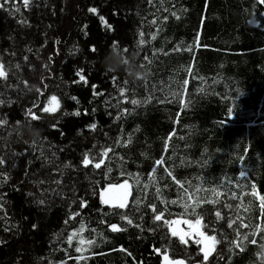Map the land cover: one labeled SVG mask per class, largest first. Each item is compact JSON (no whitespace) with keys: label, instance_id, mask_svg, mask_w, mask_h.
<instances>
[{"label":"trees","instance_id":"obj_1","mask_svg":"<svg viewBox=\"0 0 264 264\" xmlns=\"http://www.w3.org/2000/svg\"><path fill=\"white\" fill-rule=\"evenodd\" d=\"M17 6L20 12L14 16L0 9V62L8 70L7 82L15 86L6 88L0 81V98L12 101L0 106V118L6 115L8 120L0 126V157L15 164L4 169L10 178L0 187L7 193L5 212H0V241H7L0 244V264H59L61 260L64 264H132L133 260L160 264L165 248L170 259H183L186 264H264V231L255 230L257 224L264 227V217L256 218L260 216L259 201L251 194L255 183L257 195L264 197V4L256 0H152L151 4L148 0H33L30 10H25L18 0ZM90 6L97 8L96 15L87 12ZM113 10H118L115 16ZM101 15L112 31L101 23ZM20 18L28 23L17 24ZM90 46L95 51H89ZM49 55L52 63L44 67ZM78 69H83L87 85L72 83L78 80L74 75ZM24 80L31 91L18 83ZM93 84L102 96L92 95ZM35 87L44 92L38 100ZM119 87L126 88V101L117 91ZM53 94L61 101L57 113L49 115L34 108L41 119L25 117V109L33 101L42 107ZM132 98L141 103L132 105ZM181 98L184 106L179 103ZM228 107L233 108L231 117ZM121 108L128 112L116 118ZM74 109L80 110L79 117L62 115ZM57 119L64 125V137L49 126ZM90 122L97 124L96 130L84 128ZM77 129L80 136H76ZM34 141L35 151L31 147ZM102 146L110 150L100 157ZM88 150L97 156L95 162L102 158L104 163L100 168L90 163L76 171L62 169L64 199L52 194L50 207L42 211L31 202L33 197L24 196L31 191L39 197L38 188L57 187L50 183L56 167L66 159L79 164ZM41 151L54 161L43 168L41 159H35ZM52 152H56L55 158ZM240 155L245 157L243 161L238 159ZM157 159H161L160 165L155 164ZM24 168L29 169L26 174ZM241 171L247 178L240 177ZM56 177L60 178L58 173ZM39 179L46 183L37 185ZM125 182L128 197L124 209L100 204L105 186ZM13 185L20 191H14ZM71 188L77 197L87 200L84 209L78 207V200L72 202ZM197 199L213 201L196 208L200 230L219 241L208 262L202 261L197 245L190 241L181 245L167 225L153 221L148 208L154 203L158 211L166 209L164 218L195 220L191 209ZM173 200L175 204L170 203ZM70 211L80 215L65 225ZM118 213L127 214L133 224L120 220ZM237 216L249 227L239 228ZM229 219L234 221L232 228ZM30 221L39 223V231L30 228ZM81 222L84 229L73 235L70 246L68 236ZM111 223L124 230L112 232ZM237 231L242 234L243 250L229 252V242L236 239ZM93 236V245L79 244ZM77 246L88 249L83 253L86 261L75 259L81 255L75 251ZM121 247L131 256L112 251ZM154 247L161 249L160 255L152 252ZM99 252L104 255H90Z\"/></svg>","mask_w":264,"mask_h":264},{"label":"snow or ice","instance_id":"obj_2","mask_svg":"<svg viewBox=\"0 0 264 264\" xmlns=\"http://www.w3.org/2000/svg\"><path fill=\"white\" fill-rule=\"evenodd\" d=\"M19 3H22V5H23L25 10H30V6L33 3V0H19ZM148 3L151 4L152 0H148ZM256 3L257 4H264V0H256ZM17 4H18V0H2V3H0V9H2L4 12L8 13L9 16H14L16 13L20 12V7H18ZM97 11H98L97 8L94 7V6H90V7L87 8V12L91 13L93 15H96ZM117 11L118 10H113L112 15L115 16L117 14ZM165 11H167V9H165ZM184 11H187V9H184ZM172 15L175 16L176 15L175 12H173ZM99 19H100L101 23L104 26H106L109 31L113 30L112 25L107 24V22L105 21L104 16H102V15L99 16ZM164 19L167 20V17L165 16ZM16 23L20 24V25H26L28 23V21L26 19L20 18V19L16 20ZM152 23H155V18L153 19ZM84 27L86 28L87 26L85 25ZM81 31H83V28L81 29ZM84 35L86 36L87 33L85 32ZM140 35L143 36L144 34L140 33ZM9 39H11V37H9ZM55 43L58 44L59 41H56ZM113 43L115 44L116 42L113 41ZM140 43H144V41L141 40ZM28 50L31 51V49H28ZM185 50H187V49H185ZM3 51H6V50H3ZM89 51H95V47L94 46H90L89 47ZM125 51H127V50L125 49ZM176 51H180V49L177 48ZM10 55L14 56L15 53H10ZM23 59L27 60L28 57L24 56ZM144 59L148 60L149 58L147 56H145ZM51 63H52V56L49 55L48 64L44 65V67H49L51 65ZM125 63H127V61H125ZM14 67H15V69L17 71H19V69H20V65L19 64H16ZM140 67H144V65H140ZM189 71H191L190 67H189ZM7 72H8V70L5 68L4 63L0 62V81H4V84H5L6 88H14L15 87L14 85H12V84L7 82ZM82 72H83V69L76 70L74 75L76 77H78V80H73L72 83L83 82L85 85L88 84L86 76L82 75L81 74ZM48 78L49 79L52 78L51 72H49V77ZM193 78H196V77H193ZM200 79L203 80V77H200ZM113 80H115V77H113ZM18 83H23L24 88L28 89L29 91L32 90V88L29 87L28 82L26 80L18 81ZM124 83L126 85L127 81H125ZM187 83H188V80L185 79L183 81V84L187 85ZM41 84H43L44 88H47V85L44 84L43 79H41ZM91 88L93 89V91H92V95L93 96H102L103 95L102 92L95 91V89L97 88V86L95 84L91 85ZM34 90L38 94L37 100L39 99V96L44 95V92L41 90L40 87H35ZM117 91L119 92L121 97H124L125 101L128 99L127 97L124 96L125 91H126L125 87H119L117 89ZM0 95H2V94H0ZM70 99L73 100V101H76L77 104L79 103V100H78V98L76 96H71ZM120 102L122 103L124 101H120ZM144 102L146 103L147 100H145ZM6 103L8 105H10L12 103V101L11 100H7L6 101L5 99L0 98V106L5 105ZM105 103H107V101H105ZM130 103L132 105H137V104L141 103V101H138L136 98H132L130 100ZM179 103L182 106H184L185 102H184L183 98L180 99ZM189 103H191V101H189ZM109 106L111 107V105H109ZM34 108H38V110L41 113H47L49 115H52V114L57 113V111L59 109H61V101L58 99L57 95H54V94L47 96V102L43 103L42 107H40L37 102L33 101L32 104H31V107H28V108L25 109V117H30L31 120L37 121V120H40L41 117L38 116L35 112H33ZM92 112L95 113L96 112V108H92ZM124 112H128V109H124V108L119 109L117 111V113H116V118H119L121 113H124ZM227 112H228L229 117H231V115L233 114V108L228 107ZM83 114L84 115H88L87 112H84ZM62 115L70 116V117H79L81 115V112H80L79 109H74L71 112H63ZM109 115H111V113H109ZM177 115H179V113H177ZM16 123L19 124L20 122L17 121ZM67 123H69V121H65V124H67ZM220 123L223 124V121H220ZM7 124H8V120H7L6 115H5V118H0V126H5ZM49 126L52 129L58 131L61 137H64L66 135L65 131L62 130L64 125H61V123H60V121L58 119L55 120V122L50 123ZM84 128H86L89 131H94L97 128V124L95 122H90V123H87L86 125H84ZM80 135H81V130L77 129L76 130V136H80ZM171 136H172V133H169V137H171ZM181 139H183V137H181ZM116 143L117 144L120 143L119 137H117ZM125 143H128V141H125ZM31 147H33V150L35 151V141L33 142V145H31ZM53 147H55V146H53ZM95 147H96V145H93V148H95ZM164 148H165V150H167V148H168V139L164 140ZM59 150L61 152H64L65 148L61 147ZM109 150H110L109 148H104L102 146L101 147V152H100V157H103L104 155H106ZM243 151L245 153H247L248 148L245 147L243 149ZM15 155H18V153H13V156H15ZM52 157L53 158L56 157V152H52ZM244 158L245 157L243 155L238 156V159L240 161H243ZM35 159H41V161H42L41 162V168H43L45 164L54 162L53 160H50L49 157L47 155H45V153L43 151H41L40 155L35 157ZM95 161H97V156L94 155V154H91V150L85 151L83 153V157L79 161V164L73 165L66 159L63 162L62 166L58 165L56 167V169L54 170V172L52 174V178L50 180V183L52 185L57 186V187H51V188H47L46 187V188H43L42 190L38 188L37 190L40 192V196L39 197H35L34 194L31 191L25 192L24 196L25 197H33L32 201H31L32 203H34L35 205L39 206L42 211L43 210H47V208L50 207V205L48 203V200L52 196V194H56L61 199H64L62 178L65 176V172L63 170H67V169L71 168L72 171H76L79 167H81V166L87 167L90 163H92L94 168H100L101 164L104 163V160L102 158L99 159V162H95ZM161 163H162L161 159H157L155 161V164H157V165H160ZM204 163L207 164V160H205ZM7 167H15V164L10 162L8 159H6L4 157H0V177H2V181H0V187H2L3 184L6 183L9 180V178H10L8 173H7V171L4 170ZM22 171L26 174L29 171V169L24 168V169H22ZM165 171L167 172L168 169L165 168ZM56 173L59 174L60 178L56 177ZM240 177L247 178L246 174L243 171L240 172ZM70 178L71 177H69V179ZM21 183H23V181H21ZM45 183H46V181L44 179H39V180L36 181L37 185H44ZM177 183H179V182L177 181ZM12 187H13L14 191H20V188L14 186V185ZM127 187H128L127 182H125L124 184L118 185V186H105L103 191L100 192V204L101 205H105L106 204V205L109 206V208L124 209L126 204H127V197H128ZM237 187H241V186L239 184H237ZM57 188H60V191H57ZM116 188L123 189V191H115ZM211 190L213 192L216 191L215 188H213ZM70 191L72 193V202L75 203L78 200V207L80 209H84L88 205L87 200L85 198H83V197H77L76 196V192H75V188H71ZM157 192H159L158 188H157ZM46 194H47V196H46ZM251 194L253 196H256V198L259 201L260 216L256 217L259 220L261 217H264V197H259L257 195L255 183L251 184ZM233 195H235V194H233ZM240 195H243V192H241ZM6 196H7L6 191H0V212H5V202L4 201H5ZM157 198H159V197H157ZM189 199H191V197ZM134 203H135V201H134ZM161 203L163 204L164 201L161 200ZM170 203L175 204L176 201L173 200V201H170ZM201 203H209V204H211V203H213V201L211 199H208L206 201L203 200V199H197L196 204L191 209V215H195L196 216L195 220L184 219V220L181 221V220H176V219L164 218V211H166V209L164 211H158L157 207H156V205L154 203H150L148 205V208H150L151 211H152V217H151L152 220L155 221V222L162 221L164 225H167L168 228H169L170 235L172 237L178 238L179 243L181 245H185L186 246L188 244V241L192 238L193 234H195L198 237V239L196 241H194V242L199 244V245H202V247L200 248V252L202 253V261L203 262H208L209 261V256H210V254L213 251L214 245L216 243H219V241L216 239L215 235H205V233L200 230L201 216L196 213V208L199 207V205ZM183 206L186 209L188 207L187 204H184ZM71 207H72V204L69 203L68 204V208H71ZM225 207H227V205H225ZM237 207H240V205H237ZM137 211H139V208H137ZM118 214L120 216V220L126 221L128 225H132L133 224V220L130 219L127 214H125V213H118ZM214 214L216 215L217 219L220 218V212L219 211H216ZM79 215H80V212H78V211H70L69 213H67V219H65L63 221V223L65 225H67L69 223V221L74 220V218L78 217ZM140 218L143 219V216H141ZM25 219H28V218L25 217ZM237 219L240 220L239 228L249 227V225L244 223L243 218L237 216ZM29 223H30V228L33 231H39L40 225H39L38 222L30 221ZM100 223L103 224L104 220L101 219ZM180 223L186 224L188 229H189V231H180L178 228L172 227V225H178ZM233 223H234V221L232 219H229L228 227L232 228ZM108 227H109V229L112 232H117V231H123L124 230L122 227H118L117 224H115V223L109 224ZM135 227L140 228L141 225L136 224ZM12 228L15 229L16 225L13 224ZM83 229H84V224H83V222H81L80 228L76 229V230H73V232L71 234H69L68 242H69L70 246H71V241H72L73 235H75L78 231H83ZM9 230H10L9 228H5L4 229V231H6V232L9 231ZM255 230L256 231H264V227H262L261 224H257V225H255ZM92 231L95 232V229H92ZM148 231L152 232V231H154V229L153 228H148ZM252 234L254 235V232ZM241 235L242 234L239 231H237L236 239H233L232 241L229 242L230 245H231L229 247V252H231L233 250V248H238L241 251L243 250V248H242L243 239H241ZM243 236H244V239H246L248 234L245 233V234H243ZM94 240H95V236H93L91 239H88L87 241L81 239L79 241V244L82 245V244L87 243V245H93ZM252 242L255 243V240H253ZM6 243H7L6 240L0 241V244H6ZM262 247H264V246H262ZM117 250L122 252V253H126L128 256H131V253L128 252L123 247H121L119 249H115V248L112 249V251H117ZM75 251L77 253L81 254V255L75 257V259L78 262L81 261V260L86 261L88 259L87 256L83 255L84 252L88 251L87 248H81L80 246H77L75 248ZM152 252L156 253L157 255H160L161 254V249L154 247L152 249ZM66 255H67V253H66ZM90 255H104V253L103 252L90 253ZM48 264H52V262L49 261ZM59 264H64V261L61 260L59 262ZM132 264H137V262L135 260H133ZM162 264H185V261L183 259H170L169 255H168V249L165 248L164 249V253H163ZM197 264H202V262L198 261ZM209 264H210V262H209Z\"/></svg>","mask_w":264,"mask_h":264},{"label":"rangeland","instance_id":"obj_3","mask_svg":"<svg viewBox=\"0 0 264 264\" xmlns=\"http://www.w3.org/2000/svg\"><path fill=\"white\" fill-rule=\"evenodd\" d=\"M107 195V194H106ZM106 205V204H105ZM182 221V220H181ZM172 227H176V228H178L180 231H189V229H188V227H187V225L186 224H184V223H180V224H178V225H172ZM187 239V238H186ZM198 239V237L195 235V234H193V236H192V238L189 240L191 243H194L195 245H197L198 246V248H199V250H200V248L202 247V245H199V244H197V243H195L194 241H196ZM214 249V248H213ZM201 253V252H200ZM201 255H202V253H201Z\"/></svg>","mask_w":264,"mask_h":264},{"label":"water","instance_id":"obj_4","mask_svg":"<svg viewBox=\"0 0 264 264\" xmlns=\"http://www.w3.org/2000/svg\"><path fill=\"white\" fill-rule=\"evenodd\" d=\"M115 191H123V189L116 188ZM162 259H163V256H162V258H161V263H160V264H162ZM185 264H186V263H185Z\"/></svg>","mask_w":264,"mask_h":264}]
</instances>
